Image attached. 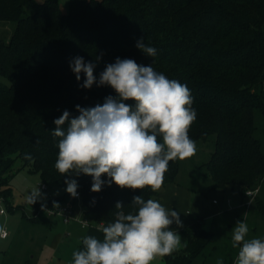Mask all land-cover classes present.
I'll list each match as a JSON object with an SVG mask.
<instances>
[{
	"label": "trees",
	"instance_id": "16d2710c",
	"mask_svg": "<svg viewBox=\"0 0 264 264\" xmlns=\"http://www.w3.org/2000/svg\"><path fill=\"white\" fill-rule=\"evenodd\" d=\"M10 21L13 28H0V75L10 81L0 83L4 202L9 203L17 159L46 183H78L80 199L67 191L52 196L38 202L31 220L50 214L42 207L71 199L90 221L105 227L117 212L137 211L131 206L134 196L157 200L161 189L153 192L148 187L121 189L112 183L92 192L91 176L61 175L55 168L61 138L52 135L54 119L65 110L74 118L79 115L76 105L94 107L109 95L117 96L110 86L82 88L85 76L81 73L77 81L70 62L83 57L94 63L99 80L107 64L129 58L190 89L197 118L189 137L206 141L215 135L214 150L201 165L212 177L210 189L232 185L242 193L239 206L214 216H231L226 229L232 241L234 220H242L240 209L249 200L244 197H249L247 190L258 189L257 199L264 183V0H69L67 12L59 0H0V23ZM141 37L156 49L154 57L136 47ZM124 102L134 107L133 100ZM158 141L163 143L162 137ZM179 171V159L169 161L162 187L176 183ZM117 202L124 207L115 208ZM258 205L264 217V200L258 199ZM178 232L181 247L164 256V264L205 262L215 249L224 252L223 264L236 260L229 240L209 249L217 236L215 227L204 228L195 220Z\"/></svg>",
	"mask_w": 264,
	"mask_h": 264
},
{
	"label": "clouds",
	"instance_id": "9594fccd",
	"mask_svg": "<svg viewBox=\"0 0 264 264\" xmlns=\"http://www.w3.org/2000/svg\"><path fill=\"white\" fill-rule=\"evenodd\" d=\"M136 47L149 57L156 55L144 37ZM94 67L83 57L70 62L77 81L81 73L85 76L82 88L110 86L117 96L109 95L94 107L76 105L79 115L74 118L65 110L54 119L52 135L61 138L55 168L61 175L91 176L92 192L112 183L121 189L160 190L169 161L196 152V143L189 137L197 118L190 89L151 65H139L129 58L117 57L107 64L99 80ZM127 100H133L134 107L124 102ZM104 175L109 179L103 180ZM65 184L67 193L76 197L77 181L66 179ZM40 196L38 188L28 194L27 201L33 205ZM131 206L137 211L117 212L115 221L103 227L102 238L85 236L84 250L73 252V264H152L181 247V235L170 227H183L178 211L142 196H134ZM123 207L121 202L115 205ZM248 232L247 223L237 220L232 233V247L239 249L235 264H264V239H246ZM216 264H223V259Z\"/></svg>",
	"mask_w": 264,
	"mask_h": 264
},
{
	"label": "rangeland",
	"instance_id": "374dc122",
	"mask_svg": "<svg viewBox=\"0 0 264 264\" xmlns=\"http://www.w3.org/2000/svg\"><path fill=\"white\" fill-rule=\"evenodd\" d=\"M42 1V0H38ZM61 8L67 12L69 0H59ZM11 28L14 22H9ZM0 83L9 84L10 81L0 75ZM260 136L264 140V121L262 123ZM196 152L189 158L179 159L180 171L176 184L165 189V193L157 198L168 210H175L180 213V219L184 228L186 225L200 220L204 228L215 227L217 236L209 249L213 246L219 247L228 237L229 231L226 223L230 215L214 219L219 209L239 206L242 200V193L237 186L226 188L210 189L212 177L206 168L201 165L209 160L214 147L215 135L208 140H198ZM15 175L11 179V195L9 203H2L5 213L0 212V264H73V252L84 250L83 238L87 228H83L77 222L65 223L61 215L42 214L38 221L31 220L38 210V202L44 203L51 195L60 196L66 192L67 185H60L48 182V189L41 193V196L33 205L28 203L27 196L33 190L38 189L41 182H44L39 173L31 172L29 167H22V162L17 159L14 164ZM184 188L185 192L177 194L175 186ZM245 199H249L246 195ZM254 199V198H253ZM252 199V200H253ZM258 199L264 200V183L257 199L251 205L241 207L242 220L249 227L246 239H264V217L259 210ZM68 199L67 201H69ZM216 200V201H215ZM66 201H54L52 206L59 205ZM240 208V207H239ZM237 220H234L233 228ZM91 226H99V222L92 221ZM89 226V227H91ZM171 229L179 231L175 224ZM7 230L8 236L3 238L1 232ZM233 233V229H232ZM232 233H230L232 235ZM232 242V241H231ZM215 243V245H213ZM238 248H235L234 257H238ZM224 252L217 254L216 249L211 258L205 262L198 259L195 264H216L218 259H223ZM163 257H157L153 264H164ZM235 264V261L234 263Z\"/></svg>",
	"mask_w": 264,
	"mask_h": 264
},
{
	"label": "built area",
	"instance_id": "2783aa9c",
	"mask_svg": "<svg viewBox=\"0 0 264 264\" xmlns=\"http://www.w3.org/2000/svg\"><path fill=\"white\" fill-rule=\"evenodd\" d=\"M40 189V192L43 193L45 190L48 189V184L46 182H41L38 186ZM258 192V189L254 190H247V195L250 197L249 200L247 201V205H250L252 202V199ZM78 199H80V194L76 196ZM216 201V200H215ZM2 203H4V198L0 196V212L5 213V209L2 207ZM46 209L50 214L57 213L61 215L63 221L65 223H70V222H78L82 225V227H89L92 224V221H90L84 214H83V209L82 206L78 203L77 205L74 204L73 201L69 200L64 203H61L56 206L52 207H42ZM101 228L103 229V224L99 223ZM1 236L3 238L8 236L7 230H3L1 232Z\"/></svg>",
	"mask_w": 264,
	"mask_h": 264
},
{
	"label": "crops",
	"instance_id": "0c3cea01",
	"mask_svg": "<svg viewBox=\"0 0 264 264\" xmlns=\"http://www.w3.org/2000/svg\"><path fill=\"white\" fill-rule=\"evenodd\" d=\"M10 23L8 22V23H0V28L2 29V30H4L5 28H7V29H11V26L9 25ZM172 184H176V183H168V184H166L165 185V189L166 188H168L170 185H172ZM175 186V185H174ZM232 186V185H231ZM175 188H176V192H177V194H182L183 192H185V190H184V188H181V187H179V186H175ZM165 189L162 191V192H160V196L161 195H163L166 191H165ZM52 196H56V195H51V197ZM71 200V199H70ZM72 201V200H71ZM224 209H219V210H217V213L215 214V215H217L218 213H220V212H222ZM38 212V210L36 211V213ZM35 213V214H36ZM215 215H213V216H215ZM73 222H75V221H73ZM78 223V222H77ZM80 224V223H79ZM81 225V224H80ZM82 226V225H81ZM99 226H100V224H99ZM83 228H87L86 229V232H85V235H84V237L85 236H88V235H92V236H94V237H100V238H102V228L101 227H97V226H91V227H83ZM153 264V263H152Z\"/></svg>",
	"mask_w": 264,
	"mask_h": 264
}]
</instances>
